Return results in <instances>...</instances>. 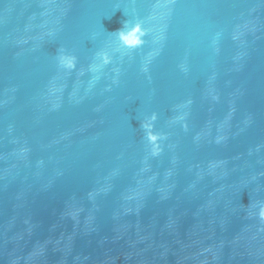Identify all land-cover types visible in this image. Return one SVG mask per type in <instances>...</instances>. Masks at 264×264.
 I'll return each mask as SVG.
<instances>
[{
    "label": "water",
    "instance_id": "95a60500",
    "mask_svg": "<svg viewBox=\"0 0 264 264\" xmlns=\"http://www.w3.org/2000/svg\"><path fill=\"white\" fill-rule=\"evenodd\" d=\"M0 264H264V0H0Z\"/></svg>",
    "mask_w": 264,
    "mask_h": 264
},
{
    "label": "clouds",
    "instance_id": "9594fccd",
    "mask_svg": "<svg viewBox=\"0 0 264 264\" xmlns=\"http://www.w3.org/2000/svg\"><path fill=\"white\" fill-rule=\"evenodd\" d=\"M132 28L135 29V30H137V31H140V26H139L138 24H133V25H132ZM118 31H120V30H118ZM143 37H144V33L141 31L140 37H139L138 42H137V46L143 44V42H144ZM61 62H62L65 66H68V67L71 66V61H65V60L63 59V57L61 58Z\"/></svg>",
    "mask_w": 264,
    "mask_h": 264
}]
</instances>
